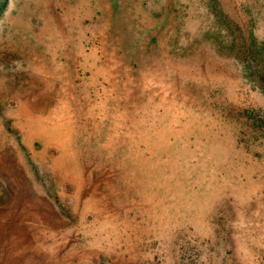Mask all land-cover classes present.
<instances>
[{"label": "rangeland", "instance_id": "1", "mask_svg": "<svg viewBox=\"0 0 264 264\" xmlns=\"http://www.w3.org/2000/svg\"><path fill=\"white\" fill-rule=\"evenodd\" d=\"M0 7V264H264V0Z\"/></svg>", "mask_w": 264, "mask_h": 264}, {"label": "trees", "instance_id": "2", "mask_svg": "<svg viewBox=\"0 0 264 264\" xmlns=\"http://www.w3.org/2000/svg\"><path fill=\"white\" fill-rule=\"evenodd\" d=\"M0 11H1V7H0Z\"/></svg>", "mask_w": 264, "mask_h": 264}]
</instances>
